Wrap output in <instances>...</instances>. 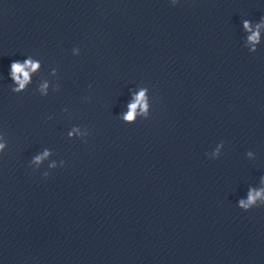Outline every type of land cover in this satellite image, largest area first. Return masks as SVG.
I'll return each instance as SVG.
<instances>
[{
    "label": "water",
    "instance_id": "obj_1",
    "mask_svg": "<svg viewBox=\"0 0 264 264\" xmlns=\"http://www.w3.org/2000/svg\"><path fill=\"white\" fill-rule=\"evenodd\" d=\"M261 16L264 0H0V264H264V207L236 206L264 176V44L241 31ZM28 55L42 68L14 95ZM136 86L150 116L124 124ZM44 148L65 161L47 178L28 166Z\"/></svg>",
    "mask_w": 264,
    "mask_h": 264
},
{
    "label": "clouds",
    "instance_id": "obj_2",
    "mask_svg": "<svg viewBox=\"0 0 264 264\" xmlns=\"http://www.w3.org/2000/svg\"><path fill=\"white\" fill-rule=\"evenodd\" d=\"M167 2L175 7L180 0H167ZM241 31L243 33L242 46L251 53L257 52L258 48L264 44V16H261L259 21H252L249 19H243L241 21ZM71 54L73 56L80 55V49L74 47ZM42 63L40 59L35 58L32 55L26 56L25 59L13 61L8 69V79L11 81L10 91L14 95H19L28 90L33 84V78L40 72ZM91 87V85H89ZM60 91V84L58 82V70L52 67L48 72L46 78H41L35 87V92L41 97L46 98L50 92L55 93ZM129 100L123 111L118 115V119L124 124H134L137 119L147 120L150 116L151 101L149 97V89L144 86H136L129 89ZM87 101L88 97H84ZM65 113L68 109H63ZM52 119V117H48ZM69 140L77 139L84 143H87V137L89 131L87 128H83L80 125H72L66 133ZM224 142L217 143L215 148L210 153H205L206 157L210 160L218 159L222 150L224 149ZM8 149V141L0 132V156H2ZM53 152L49 148H44L41 151L33 155L29 161L28 166L32 168L34 172H38L46 164L47 170L42 172V176L47 178L50 172L57 167H63L65 161L60 160L57 162L52 159ZM246 158H255V153L248 151ZM260 186H249L246 196L240 198L237 201V207L243 212H249L256 207H264V176L260 177Z\"/></svg>",
    "mask_w": 264,
    "mask_h": 264
}]
</instances>
